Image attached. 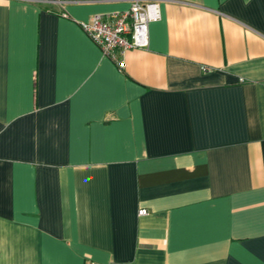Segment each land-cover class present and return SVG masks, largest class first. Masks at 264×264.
I'll return each mask as SVG.
<instances>
[{
  "label": "crops",
  "instance_id": "obj_1",
  "mask_svg": "<svg viewBox=\"0 0 264 264\" xmlns=\"http://www.w3.org/2000/svg\"><path fill=\"white\" fill-rule=\"evenodd\" d=\"M128 5L0 0V264H264V0Z\"/></svg>",
  "mask_w": 264,
  "mask_h": 264
},
{
  "label": "built area",
  "instance_id": "obj_2",
  "mask_svg": "<svg viewBox=\"0 0 264 264\" xmlns=\"http://www.w3.org/2000/svg\"><path fill=\"white\" fill-rule=\"evenodd\" d=\"M76 0H59L68 2ZM122 11L94 14L87 21L78 22L81 30L101 53L122 67V54L130 48H141L147 44V24L159 18L158 0H128ZM146 214L145 208L137 210ZM85 264H96L88 261Z\"/></svg>",
  "mask_w": 264,
  "mask_h": 264
}]
</instances>
